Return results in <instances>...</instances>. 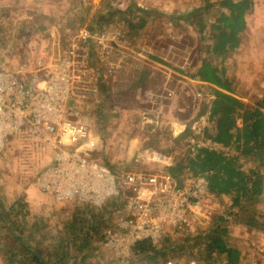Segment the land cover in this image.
<instances>
[{"label":"rangeland","instance_id":"obj_1","mask_svg":"<svg viewBox=\"0 0 264 264\" xmlns=\"http://www.w3.org/2000/svg\"><path fill=\"white\" fill-rule=\"evenodd\" d=\"M69 2H63L62 7L71 9L72 14L58 39L53 38L49 29L40 28L44 18L35 22L32 16L2 6L0 65L15 69L26 64L33 70L39 67V61H43L42 66H52L65 50L70 35L85 24L83 19L90 14L93 5L102 6L104 10H110V6L119 8L116 12L112 10L111 18L106 22L93 16L91 27H110L125 32L127 40L114 45L115 49L110 52L90 51L89 63L99 64L98 89L77 104L79 118L90 126L99 151L97 156L115 169L150 172L157 181L163 167L189 154L193 143L217 146L206 137L204 130L210 123L207 105L212 89L192 77L201 60L213 55L206 48L212 37L206 30V36L201 38L199 23L208 26L217 15L219 7L215 0H189L183 5L187 8L177 13L166 10L157 13L152 7V13L137 12L135 1L130 0H86L84 5L80 0L76 4ZM121 2L124 4L120 5ZM97 8L94 11H100ZM195 9V13L189 14ZM142 20L145 21L142 27H137ZM248 24V31L243 35V54L231 53L222 66L234 77L237 89L247 96H254L264 93L263 6H255L249 12ZM98 55L103 57L100 59ZM109 67L112 70H108ZM152 70L154 72L150 73ZM32 140L18 134L0 151V203L3 206L0 210L7 212L12 205L18 220L21 216L26 217L22 223L15 221L14 224L22 239L34 246L42 234H46L48 244L60 241L66 250L70 245L64 256L74 254L73 258L81 259L82 255L85 256L83 261L89 264H153L147 257L150 251L119 258L100 245L103 230L112 224L117 214L115 208L122 206L120 199L110 198L101 206L70 199L56 201L57 206L51 196L36 188L34 180L50 163L51 153L43 144ZM222 150L235 151L232 146ZM242 162L243 168H262L264 173V166L260 167L256 161L242 159ZM229 202H233L230 195L223 198L208 189L195 207L189 225L167 231L158 246L166 253L164 256L157 254V259L172 257L185 262L192 257L198 264H226L223 258L214 253L210 255L206 250L209 237L218 232L226 237L229 234L239 238L244 236L246 242L236 239L247 245L244 264H263L264 238L257 234L250 238L246 236L251 233L248 228L264 231V198L254 209L246 208L237 217L231 215ZM36 205L39 208H35ZM87 228L92 237L86 234Z\"/></svg>","mask_w":264,"mask_h":264},{"label":"built area","instance_id":"obj_2","mask_svg":"<svg viewBox=\"0 0 264 264\" xmlns=\"http://www.w3.org/2000/svg\"><path fill=\"white\" fill-rule=\"evenodd\" d=\"M114 31L78 28L52 66H42L43 61L33 70L26 64L15 69L0 65V151L18 134L48 148L51 161L34 185L55 201L76 199L101 206L110 198L120 199L122 206L115 208L117 214L100 242L116 257L125 258L137 242L148 240L157 246L167 231L187 227L208 193V181L196 174L180 183L164 172L156 181L150 172L112 169L90 153L91 129L79 118L77 104L96 90L90 51L110 52L127 40L125 32ZM164 264L198 262L167 257Z\"/></svg>","mask_w":264,"mask_h":264},{"label":"trees","instance_id":"obj_3","mask_svg":"<svg viewBox=\"0 0 264 264\" xmlns=\"http://www.w3.org/2000/svg\"><path fill=\"white\" fill-rule=\"evenodd\" d=\"M218 1L219 14L214 21H211L210 29L207 30L212 42H208L206 48H209L213 55L201 60L192 77L202 80L212 89V97L207 105V118L210 123L204 130L206 137L220 148L193 143L189 154L164 166L161 172L169 174L180 183L185 176L202 174L208 181V189L211 193L228 194L234 205L245 210L244 208L255 206L264 198L262 168H243L242 162V159H252L260 167L264 166V93L247 96L245 92L236 88L234 77L227 74L225 66H222L229 57V52L240 45L241 33L246 28L245 13L251 8V0ZM112 10L116 12L119 8L110 6L107 13L98 16L99 21L109 20ZM135 10L147 9L137 6ZM127 11L131 13L130 10L125 12ZM144 22L142 20L137 27H142ZM199 24L201 38H204L207 32L206 26L204 23ZM230 146L235 149L234 153L222 150ZM94 154L93 157L96 156L95 158L111 166L108 161L97 156L99 151ZM111 168L115 169L112 166ZM206 247L210 255L223 253L232 264L239 262V250L228 246L226 239L218 232L209 237ZM145 251L151 252L147 257L153 264H161L165 259L163 257L157 259V254L164 256L166 252L162 247L159 248L148 240L137 242L132 254L138 255Z\"/></svg>","mask_w":264,"mask_h":264},{"label":"crops","instance_id":"obj_4","mask_svg":"<svg viewBox=\"0 0 264 264\" xmlns=\"http://www.w3.org/2000/svg\"><path fill=\"white\" fill-rule=\"evenodd\" d=\"M65 1L66 0H0V9L2 6H5L7 8V10L10 9L11 11H12V8H15V10H14L15 12H19V13H22L23 15H28L30 17L32 16L33 17L32 19L35 20V22L39 21V18L40 19L44 18L45 21H43V22L39 21V22H41L40 28L49 29L52 32L53 38L55 37L58 39L61 30L64 28L63 26H65L64 25L65 22H67V19L72 14L71 9L62 7L63 2H65ZM68 1H70L69 4H71V2H73V3L75 2V4L77 3V0H68ZM80 1L83 3V5H84V3H86V0H80ZM130 1H135L136 6L142 8V9H147L145 11L146 13H149V12L152 13L153 12V11H150V9H151L150 7L154 8L155 12H157V13L159 11L164 12L162 10L169 11L170 13H171V11H175V13H177L176 11H180V10L182 11L183 9H186L187 6L185 8H183V5H184V3L187 5L189 2V0H130ZM215 1L217 2V6L219 7V3H218L219 1L218 0H215ZM234 1H236V0H234ZM96 3H98V2H95V4ZM251 4H252L251 8L246 10V13H245L246 28L241 33L240 45L237 49L230 51L229 56H231V53H232V55H234L235 53L243 54L241 52L244 49V43H243L244 37H243V35H244V33H246V31H248V26H249L248 15H249V12L251 10H253L255 8V6L259 7V8H261V6L264 7V0H251ZM101 7L97 8L96 5H93V7H92L93 9L91 8L90 14L87 13L89 16L85 15V19H83L81 17L84 20L86 25L82 24V26H80L79 28H88L89 30H94V28L91 27L93 25V24H91V21H93L95 19V18L93 19V16L95 17V15H97V17H98L99 14L101 15L105 12L107 13V11H108L107 9L104 10V8H101ZM96 8L100 9V11L99 10L94 11ZM198 10H199V8H198ZM188 11L189 10L187 9V12ZM219 11H220V8H219ZM219 11H218L217 15L219 14ZM137 12H140V11H137ZM195 12H196V9L191 10L189 12V14H192ZM217 15L213 18L212 21H214L216 19ZM104 22H106V20ZM210 23L211 22H209V25L205 27L206 30L210 29L209 28ZM87 24H90V26ZM68 29H70V28H68ZM245 46H246V44H245ZM98 57L101 59L103 56L98 55ZM58 58L59 57H57V59H55V62H57ZM152 58H154L155 60H159V59H157V57H154V56ZM98 65L97 66L92 65L96 70L93 77L91 78V81H92L93 85L95 86V88H96V86H98V82H97V75L99 73L98 72ZM152 67L155 68V66H152ZM108 70H112V69H110V67H109ZM153 72L154 71L152 70L150 73H153ZM97 89H98V87L96 88L95 91H97ZM94 94L95 93H93V91H91L87 94L86 98H89L90 95H94ZM86 98H84L83 100H85ZM150 105H153V104L150 102ZM89 141H90V143L88 144L89 147H93L95 149V150L93 149L92 151H90L92 156H93V155H95L94 152L98 151V148H96L95 142L93 141L92 136H90ZM42 196L46 197L45 195H42ZM48 196H50V195H48ZM219 196H222L223 198L228 197V195H226V194H221ZM48 198H50V197H48ZM51 199H53V198H51ZM52 202H54L55 205L58 206V204H56L57 202L55 200ZM52 202L50 204L51 209H53L52 208L53 207ZM229 204H230L231 215L237 217V214L239 212L243 211L242 208H240L237 205H234L233 202L232 203L229 202ZM62 205H64V204H62ZM88 205H90V204H88ZM57 206H54V209L57 208ZM90 206H92V205H90ZM1 207H3V206L0 203V208ZM37 207L39 208V206L36 205L35 208H37ZM40 207H44V206H40ZM255 207L256 206L252 205V207H250V208L254 209ZM32 208H34V207H32ZM244 209H246V208H244ZM16 216L17 215L13 212V206L12 205H9V207L7 208V212L0 210V264H83V263L89 264V262H87L86 260L83 261L85 256L83 258L82 255L80 256L81 259L80 258L76 259L75 257L73 258V256H75L74 254H72V256L70 255V257H67L68 255L64 256L63 254H67V250L68 249L70 250V245H67L68 249L66 250V248H64L65 244H63L60 241H54L52 244H48L49 236H46V234H42L43 236H41V238L37 240L36 244L34 246H31L29 242H25L22 239V236H20L21 234H19V232L15 229V225H14L15 221H16V223H18L19 221H21V223H22V221L26 217L21 216L20 219L18 220V218ZM73 218L76 219L75 216H73ZM224 219L227 220V216H224ZM73 221H75V220H73ZM87 229H88V232H87ZM87 229L84 231L87 232L86 234L88 236L92 237L91 230L89 228H87ZM248 231L251 233L248 234V236H246V238H250L251 237L250 235H253V234H257L259 237L261 236L262 238H264V231H260V230L256 231L255 229H250V228H248ZM223 238L226 239L228 246L235 247L239 250L240 259H239V262L237 264H244L243 258L245 257L244 254H245V248L247 247V245L241 244L236 239H240V240L244 239V241L246 242L245 237L242 236V238H239V237H235L233 234H229V235H227V237H226V235H223ZM253 242H254V240H253ZM99 243L101 245L100 241H99ZM254 243L259 249L261 248V245L259 247V245L256 244V242H254ZM159 245H160V243L157 246H159ZM72 246H75V245L72 244ZM75 249H76V246H75ZM215 255H216V257H219L220 259L223 258V261H225L226 264H232V262H230L227 255H225L223 253L218 254V255H217V253H215ZM65 258H66V260H65ZM165 259L161 264H164ZM263 264H264V262H263Z\"/></svg>","mask_w":264,"mask_h":264}]
</instances>
